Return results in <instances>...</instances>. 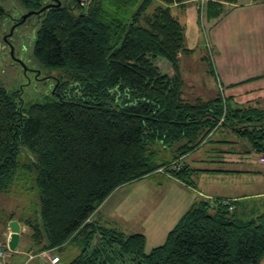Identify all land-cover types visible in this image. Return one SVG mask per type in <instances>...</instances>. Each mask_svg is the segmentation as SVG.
<instances>
[{
  "label": "trees",
  "instance_id": "obj_1",
  "mask_svg": "<svg viewBox=\"0 0 264 264\" xmlns=\"http://www.w3.org/2000/svg\"><path fill=\"white\" fill-rule=\"evenodd\" d=\"M14 1L26 11L46 2ZM183 1L93 0L76 15L72 3L35 19V67L46 77L56 71L58 83L25 105L20 89L0 86V194L23 189L36 199L20 216L8 213L0 232L12 219L23 223L33 253L78 242L79 254L64 264H111L114 246L137 264H260L264 215L248 219L229 198L194 201L148 253L142 234L93 221L110 194L131 181L163 171L187 183L192 169L182 161L220 126L247 145L246 153L264 154L263 108L223 95L184 97L177 56L188 49L171 11ZM235 2L207 0L206 16L219 17ZM167 150L170 158L162 159Z\"/></svg>",
  "mask_w": 264,
  "mask_h": 264
},
{
  "label": "rangeland",
  "instance_id": "obj_2",
  "mask_svg": "<svg viewBox=\"0 0 264 264\" xmlns=\"http://www.w3.org/2000/svg\"><path fill=\"white\" fill-rule=\"evenodd\" d=\"M9 1L16 3L14 0H3L2 2L8 4ZM248 1L237 0V3L243 4ZM75 3L76 1L73 0L74 9L72 13L76 15L82 11V8H75ZM262 6L264 7V5ZM245 8L242 5L235 9L241 10L237 11L234 19H225L220 24H214L222 16L224 9L219 17L208 18L205 5L201 12L197 0L185 2L183 8L171 6L172 14L183 26V44L188 49L187 51L180 50L177 56L178 69L183 79V91L186 99L192 100L195 97L210 99L217 95L224 96V92L228 94L231 88H234L233 91H251L253 89L256 91L255 88L260 87L262 88L260 91L263 92L260 94V98H253L256 96L253 92L249 94L250 100L245 101L247 104L264 109V30L259 31L243 26ZM25 27L28 31L32 29V32L27 33V35H14V53L27 66L35 69L37 63L32 57L36 29L35 18L31 19L29 25H24L23 29ZM2 39L0 34V43ZM157 65L164 72L171 71L168 69L170 63L162 57H158ZM21 67L11 63L8 48L0 44V86L8 91L20 89L21 92L18 97L24 105L39 101L48 94H52L55 85L53 77L56 76V71L46 72L48 77L46 75L36 77L35 72H28L24 75ZM209 135H211L210 139L195 150H198L197 156L194 155L186 159L187 155L184 160L182 159V162L187 163L192 169L190 174L185 176L187 183L163 171L131 181L115 189L108 197L109 203H113L118 198L109 217L103 216L104 218L100 219L93 216V221L110 231L142 234L144 236V253H148L153 247L162 244L167 232L175 225V222L172 223V221L175 219L176 209L179 208L181 212L183 207L188 205L191 197L195 196L194 201L203 198L191 191V186L199 190H206L203 186L204 182L199 180L202 176L201 173H205L202 169L225 168L227 164L220 162L226 153L223 151L225 149H244L243 146H240L239 140H237L238 143L221 142L227 139H237L224 127H218ZM161 156L162 159H169V150L162 151ZM204 178L207 179V177ZM207 186L215 191L226 187L225 184L219 182H212ZM34 194L23 189H17L9 195L0 194V231L3 228L2 220L8 213L14 211L20 216L22 210H27L34 204L36 201ZM255 207L253 212L248 213L252 214L251 216L245 215L247 218L256 219L257 216L264 215V199H260ZM20 225L21 241L26 243L29 239L30 230L23 223ZM8 233V228L0 232V242L5 243L7 241ZM75 245L77 246V243H70L64 250L63 254L71 257L69 259L79 254L78 252L72 254ZM116 249L117 246L109 248L112 250L109 263L137 264L133 259L134 256L119 253ZM48 251L31 253L33 256H42L49 264L48 257H52V255ZM10 255L16 257L14 260L20 256L12 251ZM260 264H264V257H262Z\"/></svg>",
  "mask_w": 264,
  "mask_h": 264
},
{
  "label": "crops",
  "instance_id": "obj_3",
  "mask_svg": "<svg viewBox=\"0 0 264 264\" xmlns=\"http://www.w3.org/2000/svg\"><path fill=\"white\" fill-rule=\"evenodd\" d=\"M188 1L190 0H185L181 4L174 3L173 5L176 7L183 8L184 3ZM242 5L246 7L245 10L243 11V16H244L243 26L251 27L259 31L264 30V7L262 6L264 5V0H257V1L249 0L247 3H243V4L237 3V0L235 3H226L224 5L225 6L224 13L216 22H214V24H220L225 19L227 20L234 19V17L237 14V11L241 10L242 8L238 10L235 9L239 8V6ZM226 7H228L227 10ZM233 89L234 88H231V91L228 94H225L224 92V97L230 96L232 97L233 102L240 105L241 104L249 105V103L247 104V101L245 100H250V96H249L250 93L255 92L256 96L253 97L255 99L260 98V94L263 93L262 91H260L262 89L260 87L255 88L256 91H253L254 89L251 91H247V90L233 91ZM243 101L245 102V104ZM229 133L232 134L231 132ZM228 140L238 143L237 139L236 140L228 139ZM239 144L240 146H243L244 149L224 150L226 153L225 155L222 156L220 162L227 164L225 168L220 167L217 169H209V168L202 169L203 171H205V173H201L202 176H200L199 180H201V182H204L203 186H205L206 190L208 191H206L205 189L199 190L193 186H191L192 187L191 191H193L197 195H201V197L203 198L221 197V198H229L231 200H234L236 201V205L240 214L246 217L245 215L251 216L252 214H248V213L253 212V210H255L256 208L255 204L258 205V201L260 199H264V154L255 153V152L246 153V151L248 150L247 145L244 142H239ZM197 153L198 150L189 154L186 157V159L194 155L197 156ZM213 170H215L216 172H213ZM204 177H207L208 180L205 179ZM212 182H219L221 184H225L226 187L217 191L209 189L207 185ZM194 198L195 196L193 198L192 197L190 198L188 205L184 206L181 212L179 208L176 209V216L175 219L172 221V223L173 222L176 223L178 221V219L183 215V213L194 202L193 200ZM117 199H115L113 203H109L108 202L109 200L104 201L97 208L93 216H96L100 219H103L104 217L105 218L109 217L111 209L114 207V203L116 202ZM99 214L102 216V218ZM251 218L252 217L248 219ZM70 243H77V246L75 245L74 247L75 250L72 251V254H76L77 252L79 253L80 245H78V242L75 241L69 242L68 244H66L61 248L51 249L48 252L52 256L55 255L58 256L60 258V264H64L71 260L69 259L71 257L63 254L65 248ZM28 245H29L28 242L24 243L21 241V233H20L19 242L15 250L12 251L9 249L8 252L6 253L5 264H48L47 261L42 256L39 255L33 256L31 253L33 250L30 251V249L27 248ZM11 251L14 254L20 256H18L17 259L14 260V258L16 257L10 255Z\"/></svg>",
  "mask_w": 264,
  "mask_h": 264
},
{
  "label": "flooded vegetation",
  "instance_id": "obj_4",
  "mask_svg": "<svg viewBox=\"0 0 264 264\" xmlns=\"http://www.w3.org/2000/svg\"><path fill=\"white\" fill-rule=\"evenodd\" d=\"M61 5L62 4H72L73 0H59ZM52 2L51 0H46L45 4H48ZM26 12V10L20 9L18 6L15 4H10V3H4L2 0H0V34L2 36L1 43L3 47L8 48L9 52L11 50V46L14 48V35L16 34H21V35H27V33L32 32V29H29V31L24 28V25L30 24L31 19L34 18V16H29L26 18L23 22H21V14ZM13 27L12 33L10 32L11 28ZM13 54L16 58L22 60L20 57H18L14 51ZM11 56V53H10ZM23 61V60H22ZM11 63L13 65H18L21 67V64L15 60H13L11 56ZM26 72L22 70V73L26 75L28 72H34L33 67L27 66ZM22 68V67H21Z\"/></svg>",
  "mask_w": 264,
  "mask_h": 264
},
{
  "label": "water",
  "instance_id": "obj_5",
  "mask_svg": "<svg viewBox=\"0 0 264 264\" xmlns=\"http://www.w3.org/2000/svg\"><path fill=\"white\" fill-rule=\"evenodd\" d=\"M52 2L43 5L40 9L38 10H28L24 13L21 14L20 18L22 19L21 22H23L26 18H28L29 16H34L35 19H39L40 15L42 12H45L48 8H52V7H58L61 5L59 0H51ZM76 3H78V0H76ZM13 27L11 28L10 32L12 33ZM14 48L11 46V56L13 58V60L19 62L23 68L24 73L26 72V64L24 61L16 58L13 54ZM33 71L36 73V77H38L40 75V70L38 68L33 69ZM53 79H56V77H53ZM58 83V79H56V84ZM8 229H9V238L7 240V245H8V249L10 250H15V248L18 245L19 242V237H20V233H21V225L18 222V220L16 219H12L8 222Z\"/></svg>",
  "mask_w": 264,
  "mask_h": 264
},
{
  "label": "built area",
  "instance_id": "obj_6",
  "mask_svg": "<svg viewBox=\"0 0 264 264\" xmlns=\"http://www.w3.org/2000/svg\"><path fill=\"white\" fill-rule=\"evenodd\" d=\"M93 0H78V4L79 6L86 11V9L91 5ZM207 0H197L199 6H200V11H203L204 5L206 3ZM9 230V229H8ZM9 234L7 235V238H9ZM8 240V239H7ZM7 249H8V245H7V241L4 242H0V264H5L6 262V253H7ZM49 258V264H58V262L60 261L58 256H52V257H48Z\"/></svg>",
  "mask_w": 264,
  "mask_h": 264
}]
</instances>
